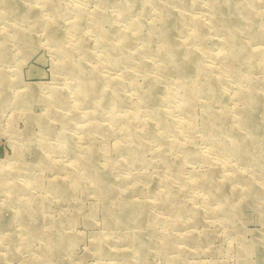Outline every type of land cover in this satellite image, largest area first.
I'll list each match as a JSON object with an SVG mask.
<instances>
[{
    "label": "rangeland",
    "instance_id": "374dc122",
    "mask_svg": "<svg viewBox=\"0 0 264 264\" xmlns=\"http://www.w3.org/2000/svg\"><path fill=\"white\" fill-rule=\"evenodd\" d=\"M238 1L217 3L245 44L236 65L246 74L244 58L262 63L264 0H255L252 26L225 12ZM160 9L177 59L185 48L199 56L206 48L204 65L219 89L212 97L198 92L206 76L163 77L160 58L140 54L143 39L130 20L146 34L161 25ZM212 10L211 0H0V264H264V64L244 80L225 72L224 32ZM102 32L111 39L106 50ZM120 33L133 39L122 42ZM153 40L160 46L157 34ZM59 44L72 51L75 70L99 74L90 103L76 100L79 82L67 74ZM115 49L130 62L116 63ZM150 88L158 97L148 105L139 93ZM245 96L260 124L250 135L237 121ZM212 124L232 129L217 137L237 140L233 152L211 136ZM243 146L250 159L240 156ZM90 167L104 186L88 176ZM198 176L210 180L203 185Z\"/></svg>",
    "mask_w": 264,
    "mask_h": 264
},
{
    "label": "bare ground",
    "instance_id": "6f19581e",
    "mask_svg": "<svg viewBox=\"0 0 264 264\" xmlns=\"http://www.w3.org/2000/svg\"><path fill=\"white\" fill-rule=\"evenodd\" d=\"M150 1H153L154 3L155 2L157 3L158 0H150ZM255 6H256L255 5V0H246V1L239 0L238 3H236V4L234 3V5H232V6L231 5H229V7L226 6L225 9H227V10L225 12L227 14H229L231 12L228 11V10H231V11L243 14V18L248 21V25L252 26V25H254L257 22V15H256L257 13L254 11ZM211 7L213 9L212 10V16H211V21L213 22V25L215 26V28H217V27L219 28L220 27L222 29V31L224 32L223 47L225 49H224V53L222 54V58L227 61L224 64L225 72L236 75L237 78H240V80L241 79L244 80V78L248 79L250 76H252L253 71H255L256 69H262V65L261 64H264V51L262 53L263 57L260 60L262 63H260V67L259 68H257L254 65L250 64L251 56H248L247 58H244L245 59L244 65H247V67H248V69L246 71V74L243 73L244 72L243 70H242L243 72H241L239 65H236V62L239 63V60H240V57L237 54L238 53L237 50L240 47L243 48L245 46V44H243L241 42V39H240L239 36L235 38L236 35L233 36L234 31L232 30V32H230L231 31L230 30L231 27L228 26L226 23H224V21L225 22L227 21V19H226L227 17L224 16L223 14H221V12H220L221 9L218 8L217 0H211ZM121 13L124 14V15L128 14L127 11H123V12L121 11ZM160 15L161 16H158V17L161 19V25L158 26L159 27V32L158 33L154 32L156 30V28H158V27H155L156 25L152 24V25H150V28L148 29L147 33L144 34L143 32L140 31L141 26H140L139 21H137L136 19L135 20L134 19L130 20L131 27H132L133 31L135 32V36L137 35L138 38L142 37V39H143V43H142V46H141L142 48H141L140 54L159 57L160 58V62L162 61V63L160 65L157 62V64H158V66H157L158 70L157 71L163 77L165 75L169 76L171 74V72H176L177 74H179L180 81L183 82V78L185 79V77L188 76V75H192L193 74L195 76H206L207 82L209 83V85L207 87H204V86L201 87L198 90V92H201V93L203 92L204 94H206L207 96H210V97H212L215 93H218L219 92L218 82L213 76L210 75L208 68L204 65L203 57L207 53L206 48L202 49V52H201L202 54H200V56L195 54L193 52L192 48H190V47L189 48H185L184 49V56H179V59H177L178 55H176V51L173 50L175 45H174L173 41H171V38H170V36H171L170 35V31H169L170 27H169V20L166 17V15H167L166 10L165 9H160ZM74 27L76 28V26H74ZM193 30H194V36H196V37H198L200 39H202L204 37L205 33L203 31V28L200 25H197L196 22L193 24ZM118 33L119 32H117V34ZM156 34L160 37V46H157V48H154L153 47L154 46L153 45L154 44L153 36L156 35ZM100 36H101L100 37V41H101L104 49L106 50L107 47H111V44H110L111 39H110L109 34L107 32H102ZM118 37L122 39V42L125 41V42H128V43L130 42V40L133 39L132 36H129V35L125 34V33H120ZM191 37H192V35L188 36V38H191ZM54 42L55 43L56 42L60 43L61 40L57 36L56 39L54 40ZM77 45H79V47L83 49L82 41L80 40V38H79V41H77ZM57 46H58L59 52L63 55L62 59L64 60V63H65V67L64 68L67 69V74L70 73V75L72 77L76 78L78 80V82H79L78 90L75 91L76 92V100L82 102L83 104L84 103H90V99H92V95H93L92 94V90H91V83L93 81H95L97 78H99V74L94 72V73H90L91 75L90 74L88 75V74H85L84 71H82V70H80V72L78 70H75L73 68L74 60L72 58V51H70V49H68V48H65L64 45H60L59 44ZM115 51H116V49H115ZM116 52H115L114 55L112 54V56H111V57L115 58L116 63H122L123 61L124 62L125 61L126 62L127 61L130 62V60H128L129 59L128 56H123V55L120 56L118 54V52L117 53ZM253 52L254 51H252V54H254ZM84 54L87 57H89V55H90V53L87 52V51H84ZM139 63H140V67L142 69L143 68L144 69L148 68L147 63H145L143 61H140ZM219 73H221V72H219ZM180 84H182V83H180ZM247 85H249V89L252 91V93H253V91H256V85H255V82L253 81L252 78L250 79V82L247 83ZM117 86H118L117 87V93H118L119 89H120L118 83H117ZM155 92L156 91L155 90L153 91L152 88H150V89H148L146 91H140V93H139L140 101H144L143 100V98H144L146 100L145 102H147L146 104H148V105L153 104V102L156 100V97H158V96H154ZM185 96H186V99H190V93L189 92H186ZM164 98H165V101H167V102L168 101H172L174 99V93L173 92H171V93L169 92L168 94L164 95ZM56 103H58L57 99L56 98H52L51 99V104H56ZM124 103H125V101L120 98V101L117 102V106H123ZM141 105H142V103H141ZM252 105H253L252 103H249V98H247L245 96V106H244L243 110L241 109V112L239 113V117H238V120H237L238 124L241 125L243 128H245L248 131L249 135H250V133H252L251 132L252 128L256 127L255 125L260 126L259 122L252 115V113L254 111V108H253ZM182 108L186 111L187 107H186V103L185 102L183 103ZM212 116L213 117H218V114L213 113ZM244 124H246V125H244ZM214 127H216V126L213 125V124L211 126L209 125V127H208V130L210 131L211 136L213 135L212 137H215V136L217 137V133H218L219 137H221V136L224 137L226 135H232L233 134L231 128L229 129L230 131L229 130L224 131L223 130V126L218 127L219 129L216 127L217 130H215ZM152 132H153V130L149 129L147 131V134L150 135V134H152ZM157 137H159V140H161V142H164L163 137H161V136H157ZM217 140L219 142L224 143L223 144L224 148L229 153L233 152V150H234L233 146L237 143V140L231 141V142H225L221 138H218ZM219 142H215L214 144H217ZM122 150L123 151L126 150L128 156L132 160H134V158L137 156L136 155L137 151L134 150L133 148H131L129 150L128 149H125V150L122 149ZM179 150H181V152H183L184 155L187 156V157L193 158V157L196 156V155H194L195 152H192L190 150H186V149H183V148L179 149ZM246 150H247L246 146H243V148H239V151H242V153L240 152L241 153L240 156L243 159H250V156L247 154ZM83 157H84V155H83ZM78 161H81V160H78ZM86 170H87L88 176L91 179L95 180L98 183L101 182V183H99L100 186L97 184L98 187L104 186V184L102 183V181L104 179L101 178L102 176L94 168L90 167V168H87ZM79 178H80V176L71 178V180L73 182H75L74 183L75 186L80 184V183H78L79 182L78 180H80ZM197 178H198L197 182H199L200 184L203 183V185L207 184L209 182V180H210L209 176H202V177L198 176ZM59 189H60V187H59ZM129 206L133 207V205L132 206L129 205ZM137 210H138V207H135V208L133 207L131 209V211H130L131 215H133V213H134V216H136ZM175 262L176 261H174V262L170 261L167 264H175ZM179 264H182V262H179Z\"/></svg>",
    "mask_w": 264,
    "mask_h": 264
}]
</instances>
